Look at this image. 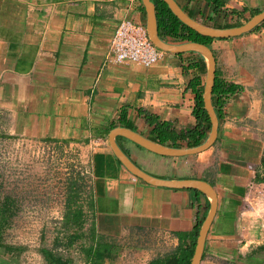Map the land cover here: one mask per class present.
<instances>
[{
    "label": "crops",
    "instance_id": "obj_1",
    "mask_svg": "<svg viewBox=\"0 0 264 264\" xmlns=\"http://www.w3.org/2000/svg\"><path fill=\"white\" fill-rule=\"evenodd\" d=\"M160 1L0 0V137L70 142L86 151L90 186L82 228L91 226L94 239L104 242L94 248L107 246L111 253L92 264H144L188 243L187 233L196 219L203 220L210 200L198 188L165 183L183 179L204 180L215 193L198 264H264V182L253 180L263 147L264 113L259 78L245 61L257 35V49L263 52L264 26L207 44L217 75L241 86L227 96L211 144L170 155L115 134L121 150L152 181L132 173L109 145L113 126L151 139L152 125L142 110L168 121L175 131L195 125L188 81L197 78L204 84L201 53L152 42L162 55L147 66L106 60L118 21L142 22L149 37V12L157 27ZM174 1L213 27L240 24L264 8V0H222L216 10L208 0ZM158 36L171 45L186 41ZM208 121V128L204 122L200 126L202 141L210 131L209 116ZM0 246V264H50L43 256L26 260L23 251ZM82 246L86 243L71 246L77 254L69 264H91Z\"/></svg>",
    "mask_w": 264,
    "mask_h": 264
},
{
    "label": "rangeland",
    "instance_id": "obj_2",
    "mask_svg": "<svg viewBox=\"0 0 264 264\" xmlns=\"http://www.w3.org/2000/svg\"><path fill=\"white\" fill-rule=\"evenodd\" d=\"M258 39L259 35L251 44L254 52L246 54L245 61L252 64L251 72L255 80L259 78L261 93L264 50L259 53ZM89 186L86 151L82 152L77 144L1 136L0 243L4 247L17 246L15 250L23 251L26 260L36 259V255L41 259V246L64 252L60 232L63 233L66 198L71 196L72 206L82 208L89 199ZM81 230L86 232L82 226ZM83 242H87L86 238L84 241L79 238L72 245ZM71 246L68 251L75 257L77 253ZM107 248L100 252H106Z\"/></svg>",
    "mask_w": 264,
    "mask_h": 264
},
{
    "label": "trees",
    "instance_id": "obj_3",
    "mask_svg": "<svg viewBox=\"0 0 264 264\" xmlns=\"http://www.w3.org/2000/svg\"><path fill=\"white\" fill-rule=\"evenodd\" d=\"M213 5V9H217L221 4L222 0H208ZM257 11V10H256ZM157 29L160 35H168L171 38L177 40H192L208 44L212 38H224V37H214L206 34H201L196 30L190 28L185 23L181 22L166 6L163 0L157 6ZM264 26V18L255 26H253L249 31L257 30L259 27ZM188 85L193 92V107L192 111L195 117V125L192 128H186L185 130L175 131L171 127V124L165 120H158L152 114L145 112L144 110L139 111L146 121L152 125L150 138L159 143H164L167 145H179L181 142L185 143L187 146L198 144L205 137V134L200 130L202 122L208 128L209 121L208 116L206 115L203 102H202V89L203 84L199 83L197 78H192L188 81ZM262 90L261 95L263 98L262 106L264 113V79L262 80ZM241 86L237 83L226 81L223 78L219 77L214 71V79L211 87V103L215 110L217 118H220L222 115V106L228 95L238 91ZM253 180L264 182V138H263V147L259 162L255 167ZM73 201L71 196H68L65 201V208L63 212L62 226L63 233L60 232L61 238L63 237L62 245L65 246V251L54 250L52 248L41 246L39 248L44 259L50 264H69L72 260V255L68 251V248L72 245L73 242L77 241L81 237H85L87 242L86 246H82L83 251L82 255L85 260L92 263L102 262L104 255L108 256L109 251L100 252L94 246L104 243L101 239L96 241L94 239L92 227H88L87 231H79L83 225V210L79 205L72 206ZM4 212V211H3ZM1 215V214H0ZM3 215V214H2ZM202 218L195 220L189 233V241L184 244H177L174 249L169 252H166L160 256H156L148 260L144 264H189L190 258L193 252V247L195 244V238L200 226ZM183 233H177L180 237ZM58 237V236H57ZM107 243V242H106ZM82 244V243H81ZM8 248L17 249L15 246H6Z\"/></svg>",
    "mask_w": 264,
    "mask_h": 264
},
{
    "label": "water",
    "instance_id": "obj_4",
    "mask_svg": "<svg viewBox=\"0 0 264 264\" xmlns=\"http://www.w3.org/2000/svg\"><path fill=\"white\" fill-rule=\"evenodd\" d=\"M170 11L183 23H185L190 28L196 30L201 34H206L214 37H227L241 34L250 30L253 26L258 24L264 18V8L252 14L244 22L232 25L228 27H213L204 24L198 20H195L189 16L174 0H165ZM148 34L152 42L159 47L168 50H186L192 49L201 53L206 60V74L202 89V101L204 108L210 119V131L207 137L198 144L188 147H173L165 145L156 141H153L146 136L138 133L127 127L113 126L107 133V139L109 145L111 146L114 154L120 160V162L125 165L132 173L142 177L147 181H152V178L144 172L140 167L132 162V160L121 150L116 141L114 140L115 134H122L133 142L161 154L179 155L188 152H195L201 150L211 144L216 135V124L217 117L210 100L211 87L214 77V56L209 49V47L201 42L186 40L178 45H171L163 41L157 33V27H155L153 15L149 12L148 19ZM171 185H184L198 188L205 192L209 197V208L208 211L200 223L197 236L195 238V244L193 247V252L190 258L189 264H198L200 259V254L203 247L204 236L208 227V224L212 218L215 209V193L212 190L210 184L201 179H183L181 181L165 182Z\"/></svg>",
    "mask_w": 264,
    "mask_h": 264
},
{
    "label": "built area",
    "instance_id": "obj_5",
    "mask_svg": "<svg viewBox=\"0 0 264 264\" xmlns=\"http://www.w3.org/2000/svg\"><path fill=\"white\" fill-rule=\"evenodd\" d=\"M161 55L162 50L149 39L144 24L124 17L118 21L110 36L105 56L112 62H135L147 66Z\"/></svg>",
    "mask_w": 264,
    "mask_h": 264
}]
</instances>
